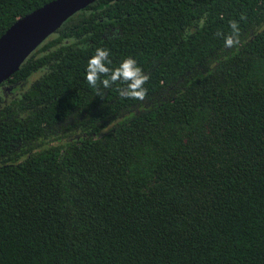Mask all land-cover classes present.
Wrapping results in <instances>:
<instances>
[{
  "label": "trees",
  "instance_id": "obj_1",
  "mask_svg": "<svg viewBox=\"0 0 264 264\" xmlns=\"http://www.w3.org/2000/svg\"><path fill=\"white\" fill-rule=\"evenodd\" d=\"M97 48L144 101L96 96ZM0 264H264V0H94L43 39L0 83Z\"/></svg>",
  "mask_w": 264,
  "mask_h": 264
},
{
  "label": "water",
  "instance_id": "obj_2",
  "mask_svg": "<svg viewBox=\"0 0 264 264\" xmlns=\"http://www.w3.org/2000/svg\"><path fill=\"white\" fill-rule=\"evenodd\" d=\"M94 0H51L17 18L0 35V83L16 71L28 54L74 12Z\"/></svg>",
  "mask_w": 264,
  "mask_h": 264
},
{
  "label": "clouds",
  "instance_id": "obj_3",
  "mask_svg": "<svg viewBox=\"0 0 264 264\" xmlns=\"http://www.w3.org/2000/svg\"><path fill=\"white\" fill-rule=\"evenodd\" d=\"M230 27L232 35L224 39L225 47L228 48L239 44V28L237 23L232 21ZM111 63L110 52L106 48H97L87 61L85 80L96 91V96H102L101 85L104 89H107L112 84L120 81L124 85L117 89L121 97L144 101L147 96V89L144 85L149 80V76L143 73L137 61L132 57H126L115 69L109 67Z\"/></svg>",
  "mask_w": 264,
  "mask_h": 264
}]
</instances>
